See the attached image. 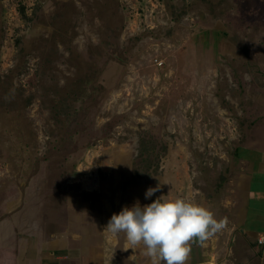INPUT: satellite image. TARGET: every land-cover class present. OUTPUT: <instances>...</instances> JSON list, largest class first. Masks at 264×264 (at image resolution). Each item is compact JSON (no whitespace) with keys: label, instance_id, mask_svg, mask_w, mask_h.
Listing matches in <instances>:
<instances>
[{"label":"rangeland","instance_id":"rangeland-1","mask_svg":"<svg viewBox=\"0 0 264 264\" xmlns=\"http://www.w3.org/2000/svg\"><path fill=\"white\" fill-rule=\"evenodd\" d=\"M259 152L264 0H0V227L219 198Z\"/></svg>","mask_w":264,"mask_h":264},{"label":"crops","instance_id":"crops-1","mask_svg":"<svg viewBox=\"0 0 264 264\" xmlns=\"http://www.w3.org/2000/svg\"><path fill=\"white\" fill-rule=\"evenodd\" d=\"M240 162L244 170L228 181L219 198L211 193L209 198L199 195L197 189L190 194L189 202L205 207L224 223L205 241L189 242L191 251L186 264H264V155L259 152ZM7 204L2 206L8 213L16 209L14 203ZM82 214L86 216L87 212ZM38 215L2 223L0 264H150L143 244L133 246L123 233L112 236L102 228L103 223L102 229H92L91 234L90 220L81 223L89 231L70 230L71 212L61 224L63 230L58 229L57 213L50 206L44 208L41 220ZM46 215L51 217L44 222ZM33 225V237H24L25 226ZM94 237L97 240L93 241ZM5 246L11 248L6 251Z\"/></svg>","mask_w":264,"mask_h":264},{"label":"clouds","instance_id":"clouds-1","mask_svg":"<svg viewBox=\"0 0 264 264\" xmlns=\"http://www.w3.org/2000/svg\"><path fill=\"white\" fill-rule=\"evenodd\" d=\"M160 190L149 187L147 200ZM205 207L182 198L157 197L150 204L139 202L124 207L113 214L106 229L112 236L123 233L133 246L143 244L150 264H186L191 241H205L213 232L223 227Z\"/></svg>","mask_w":264,"mask_h":264},{"label":"built area","instance_id":"built-area-1","mask_svg":"<svg viewBox=\"0 0 264 264\" xmlns=\"http://www.w3.org/2000/svg\"><path fill=\"white\" fill-rule=\"evenodd\" d=\"M259 242H262L261 240Z\"/></svg>","mask_w":264,"mask_h":264}]
</instances>
